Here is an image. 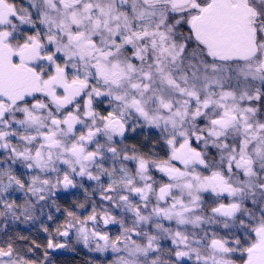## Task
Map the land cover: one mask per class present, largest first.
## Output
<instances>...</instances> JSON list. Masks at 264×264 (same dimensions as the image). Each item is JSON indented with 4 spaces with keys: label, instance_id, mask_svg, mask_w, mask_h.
I'll return each mask as SVG.
<instances>
[{
    "label": "snow or ice",
    "instance_id": "6c2138e0",
    "mask_svg": "<svg viewBox=\"0 0 264 264\" xmlns=\"http://www.w3.org/2000/svg\"><path fill=\"white\" fill-rule=\"evenodd\" d=\"M264 264V0H0V264Z\"/></svg>",
    "mask_w": 264,
    "mask_h": 264
},
{
    "label": "trees",
    "instance_id": "16d2710c",
    "mask_svg": "<svg viewBox=\"0 0 264 264\" xmlns=\"http://www.w3.org/2000/svg\"><path fill=\"white\" fill-rule=\"evenodd\" d=\"M87 255L88 254L84 250H81L78 254L67 251H63L60 254H52L57 264H85Z\"/></svg>",
    "mask_w": 264,
    "mask_h": 264
}]
</instances>
